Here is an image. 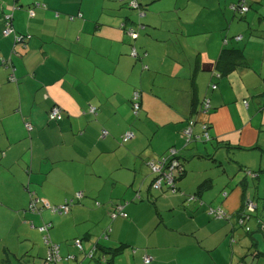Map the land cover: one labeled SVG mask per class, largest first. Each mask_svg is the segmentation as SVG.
<instances>
[{"label":"crops","instance_id":"0c3cea01","mask_svg":"<svg viewBox=\"0 0 264 264\" xmlns=\"http://www.w3.org/2000/svg\"><path fill=\"white\" fill-rule=\"evenodd\" d=\"M140 1L142 18L121 0H0V236L13 234L25 248L5 246L2 264H46L44 233L29 220L52 222V241L75 256L64 264H264L260 237L236 230L239 184L224 189L227 155L215 154L225 149L233 161V149L264 152V0H247L239 20L223 6L236 0ZM206 10L216 12V28ZM6 16L26 42L4 33ZM224 51L240 58L215 77ZM53 106L61 120L49 118ZM190 118L196 134L207 124L210 140L185 147ZM128 131L134 137L123 142ZM171 147L184 167L178 189L157 191L148 163ZM79 191L85 196L67 215L24 212L33 194L60 205ZM192 194L199 202L189 203ZM120 201L128 217L113 218ZM210 206L229 218L209 214Z\"/></svg>","mask_w":264,"mask_h":264},{"label":"built area","instance_id":"2783aa9c","mask_svg":"<svg viewBox=\"0 0 264 264\" xmlns=\"http://www.w3.org/2000/svg\"><path fill=\"white\" fill-rule=\"evenodd\" d=\"M130 5L132 7H138L140 4L137 2V0H131ZM240 10L244 11L247 10L248 7L242 3L239 4ZM35 12L34 10H31V15L34 16ZM5 23L7 25V28L5 30V34H9L11 29L9 28V25L11 24V18L10 16H6ZM134 37L137 36L136 32L131 33ZM237 39H241L242 36L239 35L236 37ZM131 55L137 56V51L134 48L131 52ZM141 99L142 95L139 91L134 92V95L132 97V105L133 109L136 115L140 113L141 109ZM202 110H208L210 107V100H205ZM91 110L93 112H96V108L92 107ZM49 118L51 120H59L62 118V109L60 106H53L49 111ZM195 124L194 120H191L189 125L184 129L183 135L186 140V145L188 146L192 142H197L201 140H210L211 137L207 131L208 127L207 124L203 125V132L196 134L193 131V125ZM25 126L27 129L31 130L33 128V125L31 122H25ZM102 137H106L108 135V131L104 129L102 131ZM134 137L133 132H126L123 135V142H127L128 140L132 139ZM149 167L151 170V173L154 175L153 181H152V187L157 191H162L164 188H167V190H171L173 192L177 191V181L181 177V174L183 173V164L181 162L180 158V151L175 148L171 147L169 148L164 154L159 156L157 159L150 161ZM255 176V174H252ZM85 196V193L82 191L77 192L76 198L82 199ZM137 198H140V194H137ZM77 200V201H78ZM187 200L189 203L199 202V196L196 194L189 195ZM75 203V199H71L70 201H66L63 204L60 205H53L47 201H42L40 198H38L36 195H31V201L29 204V207L27 209L28 212L32 214H42L43 211L49 210L50 212L54 214H68L69 211L72 209L73 205ZM127 202L120 201L116 204L115 210L111 213L113 218L120 216L128 217L127 212L124 210L125 205ZM247 210L245 213H242L241 215L237 216V224L244 226L246 228V231H250V227L248 226V220L251 218V214L255 211L256 208V202L253 198H248V204ZM208 213L213 215L216 218H229V215L226 214L224 209L221 207L208 208ZM254 214V213H253ZM29 224L32 228H38L42 233H44V240L47 244V255L45 258L46 264H64L65 260H70L75 258L74 255L68 254L67 256H63L60 252V245L54 241H52L49 229L52 226L51 221H46L42 225L36 226L32 220H29ZM264 227V224L262 225ZM73 245L79 250L83 251V241L81 238H76L73 240ZM96 246L91 249L88 253L89 257L93 258L95 257V251ZM152 260L151 256L145 255L144 261L146 263H149Z\"/></svg>","mask_w":264,"mask_h":264},{"label":"rangeland","instance_id":"374dc122","mask_svg":"<svg viewBox=\"0 0 264 264\" xmlns=\"http://www.w3.org/2000/svg\"><path fill=\"white\" fill-rule=\"evenodd\" d=\"M223 6L225 8H227L226 11H228L233 16V11L230 7V4L229 3L223 4ZM260 8L262 11L264 10V6H262ZM129 10L131 12L136 11V10L130 9V8H129ZM206 11H207V22H206L207 25L208 26L213 25V26H215L214 28H216L218 26V22L215 20L216 12L215 11L212 12L210 10H206ZM134 13H136V12H134ZM251 13H253L252 10H251L250 14ZM193 15L194 14L192 13V15H190V16H193ZM199 15H200V12H199L198 16ZM236 17H237L236 19L239 20V18L241 16L237 15ZM223 26H224V23H223ZM227 26H228V24H227ZM227 32H228V29H225L224 34ZM224 36H223V43L227 44L228 43L227 39L229 38V36H227L226 34ZM184 145H185V140H184ZM226 153H227V150H225V149H218L217 153H215L216 155H220V154L227 155L226 158L224 159L226 163L224 165H221L223 175L227 179V181L225 183L226 186L224 189H226L227 192L231 194L230 188L233 189L235 186H237L239 184L240 195H238L237 200H236V206H238V208H237L238 210H240L242 208L247 209L246 205L248 204V198H253L255 200L258 208L256 209V212L254 214L255 216L251 217V219L248 221V226L251 228L250 232H253L252 235L253 236L258 235L260 237V240H262V242L264 243V230L261 229L262 231H258L260 224H259L257 217H256V215H258V218L260 217V218L264 219V170L263 171L258 170L260 168V166H262L264 168V152H261V151L256 150V149H250V150L233 149V150H231V158L233 159L234 162L230 161L227 158V157H229V155ZM219 167H220V165H219ZM219 167H215L213 170H218ZM245 167H247V169H249V170L257 171L258 172L257 176L254 177V175H248L245 171V169H246ZM150 174L152 175L151 170H150ZM230 180H231V182L232 181L234 182V184L232 186H231ZM148 182H149V180H148ZM148 182L145 186H147L149 184ZM221 193H223V192H221ZM242 196L244 197V200H243ZM236 222H237V219H236ZM263 224H264V222H262V225ZM236 228H237L236 229L237 232L243 231V232H245V236H246V229L244 227L237 225ZM18 231H20L18 227L14 229L15 233H17ZM237 232L235 234L234 241L238 242V241H240L239 239L243 236L239 235ZM12 235L13 234H9V236H7V235H1L0 236V251H1L2 258L5 256V253L3 252V250H4L5 246H8V244L13 249H15V251H17V249H20V251L22 253L25 251V248H21L22 240L20 239L21 242L18 244L16 242H14ZM247 236H248V238H250V235H247ZM41 242L45 243L43 236L41 237ZM10 256L13 257L12 255H10ZM0 264H2V263L0 262ZM99 264H101V263H99Z\"/></svg>","mask_w":264,"mask_h":264},{"label":"trees","instance_id":"16d2710c","mask_svg":"<svg viewBox=\"0 0 264 264\" xmlns=\"http://www.w3.org/2000/svg\"><path fill=\"white\" fill-rule=\"evenodd\" d=\"M122 2H124V5H126L128 8H130V9H134V10H136V11H134V12H136V15L138 16L137 18H142V17H145L146 15H147V9L143 6V4L141 3V1L140 0H137V2L140 4V6H138V7H132L131 5H130V1L131 0H121ZM243 2V4L244 5H246L247 7H248V9L247 10H244V11H242V10H240V3H242ZM34 5H35V7L36 6H40V5H42L40 2H35L34 3ZM17 5L15 4V5H13V9H15V7H16ZM144 7V8H143ZM230 7H231V9H232V11H233V15L234 16H237V15H239V16H241L240 18L242 19V18H244L245 16H246V14L250 11V9H251V6L248 4V1L247 0H236V1H234V2H232V3H230ZM32 9H34V6L33 7H31L30 6V8H29V14H30V16L32 17V15H31V10ZM35 11V10H34ZM143 13V14H142ZM5 25H6V23H5ZM141 25H143V24H138L137 26H140V28H142V26ZM133 26H131V28H132ZM6 28H7V25H6ZM6 28H5V30H6ZM9 28L11 29V31L9 32V34H6V35H11V36H13V39H14V42L16 43V42H19V40H23L24 42H26L27 41V39H28V36H25V35H22V34H20L16 29H15V27H14V25H13V23H12V19H11V24L9 25ZM132 31L133 32H138V30H136V29H134V28H132ZM5 33V32H4ZM239 35H241L242 36V38L241 39H237L236 37L237 36H239ZM133 36V35H132ZM134 37V36H133ZM138 37V36H137ZM137 37H135V38H137ZM134 38V39H135ZM235 39L236 40H242L243 39V35L242 34H238V35H236L235 36ZM228 40L229 39H227V42H228ZM238 53H231V54H229V55H227V52L226 51H224L223 53H222V56H221V58L219 59V62H220V68H222V72L220 71L219 72V74L217 73V74H214V76L215 77H221L222 75H224L225 73H227L228 71H230V70H232V69H234V67L236 66V61L240 58L238 55H237ZM139 56H138V52H137V56H135L134 58H138ZM5 61H7V60H5ZM7 63H8V61H7ZM210 86H211V88L212 89H216L218 86H217V83H215L214 81H211V83H210ZM138 91V90H137ZM140 92V91H139ZM141 93V92H140ZM134 95V94H133ZM133 97V96H132ZM141 104H142V102H141ZM246 104H247V102H246ZM62 119V118H61ZM61 119H59V120H61ZM191 120H193V119H189V120H187L188 121V123H187V125L182 129V135H183V131H184V129L189 125V123H190V121ZM184 136V135H183ZM193 143V142H192ZM190 145V144H189ZM162 155V154H161ZM160 155V156H161ZM258 170H264V168L262 167V166H260V168L258 169ZM245 171H246V173L248 174V175H252V174H255V175H257V171H254V170H249V169H245ZM182 175V174H181ZM77 194V193H76ZM72 199V198H71ZM71 199H68V200H66V201H70ZM42 200V199H41ZM77 200H78V198H77ZM77 200H75V202H77ZM81 199H79L78 201H80ZM42 201H44V200H42ZM65 201V202H66ZM64 202V203H65ZM30 204V203H29ZM75 204V203H74ZM28 207H29V205H28ZM28 207L24 210V212H27V213H30V212H28L27 211V209H28ZM211 207V206H210ZM246 210L247 209H244V208H242V209H240L239 210V213H238V216L239 215H241L242 213H245L246 212ZM64 215H67V214H64ZM41 216V215H40ZM253 216H255V215H253V214H251V216L250 217H253ZM236 219H237V217H236ZM251 219V218H250ZM249 219V220H250ZM248 220V221H249ZM264 219H261V221H260V229H263L264 230V228H263V226H262V222H264L263 221ZM33 221V220H32ZM34 222V221H33ZM44 222H46V221H43L42 222V224L44 223ZM237 223V222H236ZM34 224H35V222H34ZM41 224V225H42ZM36 225V224H35ZM238 225V224H237ZM36 226H39V225H36ZM241 226V225H240ZM242 227H244V226H242ZM245 228V227H244ZM38 229V228H37ZM246 229V228H245ZM39 230V229H38ZM108 232H109V229H108ZM107 232V233H108ZM43 239H44V237H43ZM44 242H45V240H44ZM72 243H73V241H72ZM45 244H46V242H45ZM97 244V246H96V249H98V247H99V243H96ZM46 248H47V244H46ZM47 251H48V249H47ZM97 250H95L94 252H96ZM46 255H47V252H46ZM46 255H45V258H46ZM45 261V260H44Z\"/></svg>","mask_w":264,"mask_h":264},{"label":"water","instance_id":"95a60500","mask_svg":"<svg viewBox=\"0 0 264 264\" xmlns=\"http://www.w3.org/2000/svg\"><path fill=\"white\" fill-rule=\"evenodd\" d=\"M142 14H143V13H142ZM185 147H187V146H185ZM255 176H256V175H255ZM257 208H258V206L256 205L255 211L253 212L254 214H255ZM253 213H252V214H253ZM254 214H253V215H254Z\"/></svg>","mask_w":264,"mask_h":264}]
</instances>
